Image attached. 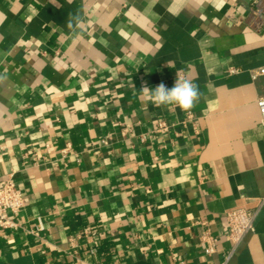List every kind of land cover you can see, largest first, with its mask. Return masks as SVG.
<instances>
[{
  "label": "crops",
  "instance_id": "1",
  "mask_svg": "<svg viewBox=\"0 0 264 264\" xmlns=\"http://www.w3.org/2000/svg\"><path fill=\"white\" fill-rule=\"evenodd\" d=\"M262 6L0 0V180L25 198L0 264H216L233 207L260 211L228 264H264ZM177 72L190 111L144 100Z\"/></svg>",
  "mask_w": 264,
  "mask_h": 264
},
{
  "label": "built area",
  "instance_id": "2",
  "mask_svg": "<svg viewBox=\"0 0 264 264\" xmlns=\"http://www.w3.org/2000/svg\"><path fill=\"white\" fill-rule=\"evenodd\" d=\"M252 13L254 25L257 27L263 26L264 6L252 9ZM233 71L235 72L236 69H233ZM260 75L264 76V67H260L253 72L255 78ZM257 104L264 124V96H260L257 99ZM159 126L163 129H168L169 127L166 122H161ZM24 205L25 198L23 192L16 185L14 179L10 176L0 180V226L3 228H16L18 223L12 218L11 213L20 211ZM259 211L260 207H233L227 211L226 222L229 228L228 237L233 243V248L222 261L216 264H228L234 251L245 239L247 234L255 230V222ZM92 250L96 251V248ZM209 251H213V247H209Z\"/></svg>",
  "mask_w": 264,
  "mask_h": 264
},
{
  "label": "clouds",
  "instance_id": "3",
  "mask_svg": "<svg viewBox=\"0 0 264 264\" xmlns=\"http://www.w3.org/2000/svg\"><path fill=\"white\" fill-rule=\"evenodd\" d=\"M84 17L75 15L68 21L69 28L77 27L84 23ZM140 94L146 102L152 103L156 107L175 106L182 111H190L201 99L202 93L199 86L188 77L176 73V79L171 88L163 82L155 88H150L147 83H143Z\"/></svg>",
  "mask_w": 264,
  "mask_h": 264
}]
</instances>
